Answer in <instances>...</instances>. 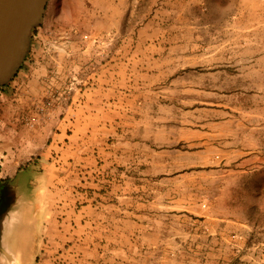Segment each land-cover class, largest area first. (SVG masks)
Masks as SVG:
<instances>
[{
    "label": "rangeland",
    "instance_id": "rangeland-1",
    "mask_svg": "<svg viewBox=\"0 0 264 264\" xmlns=\"http://www.w3.org/2000/svg\"><path fill=\"white\" fill-rule=\"evenodd\" d=\"M119 5L11 79L2 203L29 213L0 264H264V0Z\"/></svg>",
    "mask_w": 264,
    "mask_h": 264
},
{
    "label": "crops",
    "instance_id": "crops-1",
    "mask_svg": "<svg viewBox=\"0 0 264 264\" xmlns=\"http://www.w3.org/2000/svg\"><path fill=\"white\" fill-rule=\"evenodd\" d=\"M120 1L48 0L42 23L32 31L30 46L26 56L32 53L33 50L37 54L40 52L39 50L42 51L41 47L49 43L53 35H55L61 51L79 49L82 41L91 40V37L97 35V33L107 32L112 23L108 18L121 15L119 12ZM24 83L31 85L34 80L26 79ZM16 87L14 88L11 80L7 84L0 86V120L2 119L4 122L9 120V123L12 120V102L15 100L14 96H17L19 92V85L16 84ZM8 127L7 129L10 131L11 127ZM5 133L0 132V140H4L6 137ZM5 171L8 173L7 169ZM6 173L1 177L9 178L12 176ZM18 205H16L13 213L12 209L9 211V217L4 222L5 229H8L9 232L8 243L11 242L12 218L16 219L17 216H25L24 213H29L28 210L24 209V203ZM7 256L9 261L12 262L13 255L9 253Z\"/></svg>",
    "mask_w": 264,
    "mask_h": 264
},
{
    "label": "water",
    "instance_id": "water-1",
    "mask_svg": "<svg viewBox=\"0 0 264 264\" xmlns=\"http://www.w3.org/2000/svg\"><path fill=\"white\" fill-rule=\"evenodd\" d=\"M48 0H0V86L22 65L34 28L42 23Z\"/></svg>",
    "mask_w": 264,
    "mask_h": 264
},
{
    "label": "flooded vegetation",
    "instance_id": "flooded-vegetation-1",
    "mask_svg": "<svg viewBox=\"0 0 264 264\" xmlns=\"http://www.w3.org/2000/svg\"><path fill=\"white\" fill-rule=\"evenodd\" d=\"M20 170H23V169L22 168L18 169L9 178L0 176V253H1V251H3V252L6 251V250H4V248H6V246L9 248L12 246V233L10 235L11 236V242H9L10 243L9 244L8 243L9 232H8V229H5V225H4V222L7 221L8 217H9V215H8L9 211L12 209V213H13L16 205L22 203L23 198L27 197L26 190H22L18 187H16V188L13 187V188H15L14 189L15 191L14 190L12 191V193H11L12 197H11L10 201L5 203V204L2 203V190L5 188V186L11 187V186H9V184L11 182H12V185H17V183H18L17 175H18ZM27 189H28V186H27ZM19 198L20 199L22 198V200H20ZM19 201H20V203H19ZM17 221H18L17 218L16 219L12 218L11 230L13 232L16 231V225L18 224ZM15 259L16 258L14 256H12V264L15 261ZM0 263H1V261H0Z\"/></svg>",
    "mask_w": 264,
    "mask_h": 264
},
{
    "label": "bare ground",
    "instance_id": "bare-ground-1",
    "mask_svg": "<svg viewBox=\"0 0 264 264\" xmlns=\"http://www.w3.org/2000/svg\"><path fill=\"white\" fill-rule=\"evenodd\" d=\"M11 259V258H10Z\"/></svg>",
    "mask_w": 264,
    "mask_h": 264
}]
</instances>
